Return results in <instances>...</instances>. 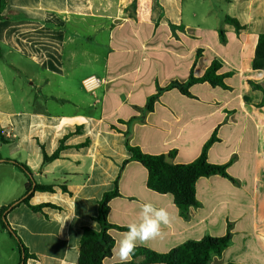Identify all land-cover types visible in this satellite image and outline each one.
Returning a JSON list of instances; mask_svg holds the SVG:
<instances>
[{
    "label": "crops",
    "instance_id": "obj_1",
    "mask_svg": "<svg viewBox=\"0 0 264 264\" xmlns=\"http://www.w3.org/2000/svg\"><path fill=\"white\" fill-rule=\"evenodd\" d=\"M135 2V7L133 6ZM0 20V150L25 163L37 183L58 197L42 212L25 204L8 215L30 254L27 264H77L82 229H99L98 201L113 190L108 222L126 227L151 202L173 216L162 239L146 247L169 252L189 240L232 239L211 264H264V71L254 68L264 33V0H6ZM236 19L241 28L226 23ZM222 33V36H221ZM149 51L150 62H135ZM227 74L226 88L197 83L193 97L164 91L151 112L132 100L128 84L150 82V95L173 81L198 78L211 64ZM148 99V97H147ZM208 150L213 164H228L233 180L219 175L196 183L198 206L187 217L171 194L148 188V171L130 158L126 137L144 153L188 164ZM65 138V139H64ZM64 140L66 148L44 163ZM0 160L1 208L24 194L28 180ZM66 187V190L63 189ZM125 230L110 229L115 246ZM0 225V264H19L20 252ZM39 243L40 246H37ZM143 257L135 259L141 262ZM113 254L103 264H119Z\"/></svg>",
    "mask_w": 264,
    "mask_h": 264
},
{
    "label": "trees",
    "instance_id": "obj_2",
    "mask_svg": "<svg viewBox=\"0 0 264 264\" xmlns=\"http://www.w3.org/2000/svg\"><path fill=\"white\" fill-rule=\"evenodd\" d=\"M135 5L134 2L133 6L135 7ZM5 8L6 0H0V20L5 19L3 15ZM224 20L226 23L234 25L237 29L241 28L239 22L234 18L224 16ZM1 57L2 48L0 44V58ZM254 68L264 71V33L261 34L258 39ZM219 69L220 64L214 61L201 77L196 78L191 74L186 82L173 81L165 87H160L156 94L148 97L143 111L151 112L154 103L164 91L177 89L181 94L187 97H193L190 88L197 83H208L213 87L226 88L227 85L224 80L227 74H219ZM125 137V145L127 151L130 153V158L123 162L121 169L131 160L138 161L148 171V188L160 194H171L175 204L184 217L188 216L191 207L198 206L196 198V183L198 179L201 177L219 175L223 178L233 180L227 172L228 164H213L208 160L209 148L213 143L218 141L216 132H214L211 138L205 143L199 157L188 164L171 163L169 159L174 157L175 151H171L168 155H151L144 153L139 146L130 144L127 134H125ZM7 142L8 140L0 133V143ZM63 143L64 140H61L58 149L50 156L43 151L44 163H49L60 156L61 151L66 148ZM0 160H2L1 157ZM2 161L20 170L28 180L23 197L2 207L0 211L1 227L8 232L10 237L13 238L18 245L21 256L19 264H27L28 259L36 258V256L30 254L16 230L10 226L7 215L20 204H25L34 212H42L45 207L57 208V206L50 203L33 205L30 202L35 192H54V186L37 183L33 178L32 170L23 162L13 159H3ZM118 179L119 178L114 182L113 190L104 193L102 198L98 201V215L94 218V221L98 224L99 229L96 230L89 226H85L82 229L80 253L77 264H103L106 258L112 256V249L115 246V240L110 235L109 230L114 228L118 230H128L126 227L112 225L108 222L110 202L112 199L120 196ZM63 189L66 190V187L63 186ZM231 239V225H229L227 233L222 237L206 236L200 240H189L166 253H159L146 247H137L131 264H211L212 256H221L228 247ZM138 257H143V260L141 262H136L135 259Z\"/></svg>",
    "mask_w": 264,
    "mask_h": 264
},
{
    "label": "clouds",
    "instance_id": "obj_3",
    "mask_svg": "<svg viewBox=\"0 0 264 264\" xmlns=\"http://www.w3.org/2000/svg\"><path fill=\"white\" fill-rule=\"evenodd\" d=\"M172 221L173 216L166 208L157 207L151 202L141 204L139 220L127 225L128 230L112 249L113 255L120 264H131L137 247L162 239L165 235L163 228L170 227Z\"/></svg>",
    "mask_w": 264,
    "mask_h": 264
},
{
    "label": "rangeland",
    "instance_id": "obj_4",
    "mask_svg": "<svg viewBox=\"0 0 264 264\" xmlns=\"http://www.w3.org/2000/svg\"><path fill=\"white\" fill-rule=\"evenodd\" d=\"M147 54L143 53V56H140L139 54L136 55V59L135 62L139 63V61L143 62L144 65L149 64L150 62V56H149V51H146ZM153 88V84H151L150 82H137L134 85L133 84H128L127 85V89L130 90L132 89V100L135 103H142L144 104L145 101H147V97H149L150 92ZM0 153L2 155H8V150L7 149H2L0 150ZM27 180V179H26ZM24 194H17L16 197H19L18 199H20L21 197H23ZM9 196H4V195H0V202H2L4 199H6ZM58 199V197L54 194L51 193H43V194H39L37 197V201L38 203H43V202H55ZM13 242V244L16 246L17 243L16 241H11ZM37 246H40L39 243H36Z\"/></svg>",
    "mask_w": 264,
    "mask_h": 264
}]
</instances>
